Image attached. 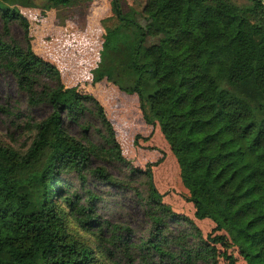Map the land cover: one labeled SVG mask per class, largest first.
Instances as JSON below:
<instances>
[{"label":"trees","instance_id":"1","mask_svg":"<svg viewBox=\"0 0 264 264\" xmlns=\"http://www.w3.org/2000/svg\"><path fill=\"white\" fill-rule=\"evenodd\" d=\"M74 2L41 0L39 7L45 13ZM111 4L104 45L138 19L123 0ZM140 4L148 23L137 24L130 53L138 75L119 78L135 84L118 87L137 94L143 120L168 142L145 168L124 155L102 101L67 86L59 65L36 50L28 16L0 2V68L15 76L29 106L51 107L25 122L30 134L19 145L0 135V264H122V257L133 260L132 248L141 264H239L238 257L264 264V103L233 89L252 82L264 94V0ZM16 23L20 39L12 36ZM102 57L95 78H113L105 70L116 62ZM70 123L96 129L99 141L73 135ZM167 154L192 214L176 210L159 188L154 165ZM95 160L124 164L127 177L94 167ZM91 181L133 188L149 237L131 243L129 225L105 218L98 208L104 197Z\"/></svg>","mask_w":264,"mask_h":264},{"label":"rangeland","instance_id":"2","mask_svg":"<svg viewBox=\"0 0 264 264\" xmlns=\"http://www.w3.org/2000/svg\"><path fill=\"white\" fill-rule=\"evenodd\" d=\"M141 1L143 0H123L124 9L126 11L136 9L138 19L121 26L110 37L108 45H104L107 35L102 21L114 15L111 9L112 0H75L71 6H58L45 13L39 7L41 0H0L3 6L20 8L28 16L36 50L59 65L67 86L77 85L80 90L94 94L102 101L117 130L124 155L135 167L145 168L148 163L157 162L165 154L168 142L159 126L147 124L143 120L137 94L124 92L118 87L119 84L133 86L134 80L120 79L130 76L136 78L138 75L130 68V53L139 36L137 24L145 26L148 23L140 14ZM111 18L113 19L106 22L109 26L118 22L116 18ZM22 33L20 25L16 23L12 26L13 37L20 39ZM102 54L116 62L115 68L110 65V68L105 70L115 78L103 77L100 80L95 78L94 71L102 61ZM233 89L249 96L254 105L264 103V94L259 93L252 82L237 85ZM0 105L8 109L6 113L0 112V135L16 145L24 142L30 134L25 126L26 121L41 120L51 112L48 104L29 106L27 96L19 90L15 76L1 68ZM69 129L77 137L83 138L86 135L92 140L99 141L100 134L92 127L85 130L78 124L70 123ZM171 156L167 154L159 165H154L159 188L169 192L176 210L192 214L190 204L184 199L185 193L178 173L174 171L172 174L175 163L174 156ZM100 165L105 166L117 178L127 177L128 168L122 163L94 161V167ZM90 186L104 197L98 203L102 215L111 221L130 226L131 243L139 244L143 238L149 237L151 224L133 188L128 186L119 188L95 181H91ZM200 225L205 232L213 228ZM134 251L135 249H130L133 260L122 257L121 263L141 264L135 260ZM238 263L245 264L241 257H238Z\"/></svg>","mask_w":264,"mask_h":264}]
</instances>
